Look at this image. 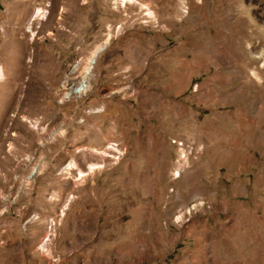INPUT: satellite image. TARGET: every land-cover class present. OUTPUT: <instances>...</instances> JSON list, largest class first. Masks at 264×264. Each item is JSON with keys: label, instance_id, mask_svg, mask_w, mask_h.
I'll list each match as a JSON object with an SVG mask.
<instances>
[{"label": "rangeland", "instance_id": "1", "mask_svg": "<svg viewBox=\"0 0 264 264\" xmlns=\"http://www.w3.org/2000/svg\"><path fill=\"white\" fill-rule=\"evenodd\" d=\"M261 51L264 0H0V264H264Z\"/></svg>", "mask_w": 264, "mask_h": 264}, {"label": "bare ground", "instance_id": "2", "mask_svg": "<svg viewBox=\"0 0 264 264\" xmlns=\"http://www.w3.org/2000/svg\"><path fill=\"white\" fill-rule=\"evenodd\" d=\"M123 2H132L133 0H122ZM142 6H146L147 8V13L148 14H152V10L147 7V4L145 3H141ZM184 12H186V6H184ZM45 11L44 8L42 7H38V12L36 14V16H33V20H35L38 16L41 15V17L44 15ZM111 37L110 33H107L106 36L104 37L103 40L97 42L88 52V54L86 55V57L84 59H80L78 60L72 67L71 69V75H73V82L71 83L72 86V90L74 93L76 94H85L90 87V84L88 82V78L90 76V71L93 68V66H95V62L96 59L98 58L99 54L105 49V46L107 45V43L109 42ZM258 57L263 56L264 59V51H261L258 55ZM19 71H22V68H19ZM26 71V70H25ZM19 74V72H18ZM6 77V69L4 67L3 64L0 63V79H5ZM100 111L99 109H94V112H98ZM24 120H27V116L23 117ZM3 123V116L0 115V125ZM180 144L182 145V142H180ZM108 147H111L113 149L114 148V143H111ZM181 152L184 151L183 147H180ZM94 151L99 153L102 156H108L107 152L105 150H99L94 148ZM182 156H185L184 153H182ZM73 165V163H72ZM102 164L100 163H91L88 166V171L82 170V169H78L77 173H76V181L77 182H82L84 181V179L86 178L87 174L89 172H95L97 168L101 167ZM34 168V167H33ZM71 168V163H69L67 166L64 167V170L66 169H70ZM179 168V167H178ZM63 170V169H62ZM180 175V170L177 169L175 170V176H179ZM66 209V207L63 208V210ZM51 228V227H50ZM49 229V228H47ZM46 232V231H45ZM49 232L45 233V237L43 236V238L41 239V243H40V248H45L47 247V241L49 240Z\"/></svg>", "mask_w": 264, "mask_h": 264}]
</instances>
